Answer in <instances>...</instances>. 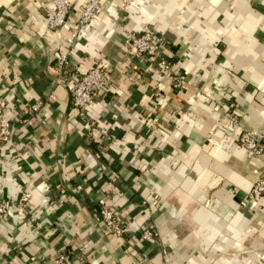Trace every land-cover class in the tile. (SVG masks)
<instances>
[{"label": "crops", "instance_id": "obj_1", "mask_svg": "<svg viewBox=\"0 0 264 264\" xmlns=\"http://www.w3.org/2000/svg\"><path fill=\"white\" fill-rule=\"evenodd\" d=\"M87 1L71 0L69 17ZM109 3L119 22L94 18L71 48L69 74L100 63L113 83L80 117L60 63L66 33L45 21L50 0H0V97L13 134L0 155V201L10 205L0 264H48L60 253L66 264H249L264 249V196L239 205L264 153L239 146L212 107L233 103L264 144V0H138L128 13L122 0ZM123 30L163 37L189 86L172 92L125 48ZM94 127L111 141L96 143ZM101 200L116 207L126 237L106 230Z\"/></svg>", "mask_w": 264, "mask_h": 264}, {"label": "built area", "instance_id": "obj_2", "mask_svg": "<svg viewBox=\"0 0 264 264\" xmlns=\"http://www.w3.org/2000/svg\"><path fill=\"white\" fill-rule=\"evenodd\" d=\"M138 0H122L120 11L128 13L130 10H137ZM52 7L46 12V24L50 29L64 31V43L67 47L60 53V63L62 71L69 78L67 82L70 85L71 104L78 111L80 117H85L86 111L93 106L100 94H104L113 87V83L109 74L100 63L91 66L84 73L69 74V64L71 57V48L79 39L81 33L87 28L90 22L98 16H108L112 21V11L114 10L109 0H88L85 7L78 13L75 19L69 17L71 8V0H50ZM124 31V46L138 60L145 61L151 71L156 69L166 75L170 82L172 92H182L189 86V81L170 60L167 52V43L165 39L152 32L144 31L142 33H134ZM169 105V100H165ZM234 104L223 107L214 104L212 110L214 113L220 114L221 119L227 121L231 126L238 130L237 142L245 151L252 153L256 157H263L264 144L260 141V135L256 130L245 129L241 126L238 114L233 110ZM5 102L0 97V155L1 149L6 143H10L12 131L9 121L4 115ZM40 109V103L31 107V113H37ZM168 112L175 116L178 113L176 109H168ZM158 117L155 116L151 123L157 124ZM95 131L96 143H100L104 138L111 141L109 131L104 128H92ZM97 137V138H96ZM31 187L26 185L19 198L21 207L29 206L31 200ZM264 195V170L259 174L253 183L249 193L240 201V208H246L252 202L257 201ZM98 213L106 230L121 238L126 237L129 232L128 227L122 222V217L117 211L113 203L101 200L97 203ZM10 211V205L7 202L0 201V219L4 218ZM139 236L144 241H150L155 233L152 229L143 228L139 231ZM67 256L65 253L57 254L48 261V264H66Z\"/></svg>", "mask_w": 264, "mask_h": 264}, {"label": "rangeland", "instance_id": "obj_3", "mask_svg": "<svg viewBox=\"0 0 264 264\" xmlns=\"http://www.w3.org/2000/svg\"><path fill=\"white\" fill-rule=\"evenodd\" d=\"M263 196H264V195H262L261 197H263ZM261 197H260V198H261ZM260 198H259V199H260ZM259 199H258V200H259ZM249 206H250V205H249ZM249 206H247L246 208H243V209H247ZM258 219H259V214L255 215V220H258ZM260 243H262V241L259 242V245H260ZM255 249H256V250H254V252L252 253L253 256H252V254L249 252L248 257H249V258L251 257L249 264H263V263H264V249L261 248L260 246L256 247ZM242 256H244V255H242ZM242 256H241V257H242Z\"/></svg>", "mask_w": 264, "mask_h": 264}, {"label": "water", "instance_id": "obj_4", "mask_svg": "<svg viewBox=\"0 0 264 264\" xmlns=\"http://www.w3.org/2000/svg\"><path fill=\"white\" fill-rule=\"evenodd\" d=\"M252 154V153H251Z\"/></svg>", "mask_w": 264, "mask_h": 264}]
</instances>
